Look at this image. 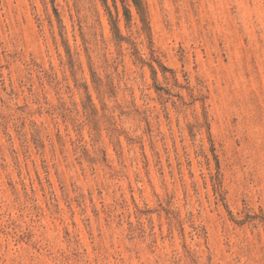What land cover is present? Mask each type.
<instances>
[{"label":"rangeland","instance_id":"obj_1","mask_svg":"<svg viewBox=\"0 0 264 264\" xmlns=\"http://www.w3.org/2000/svg\"><path fill=\"white\" fill-rule=\"evenodd\" d=\"M0 0V264H264V0Z\"/></svg>","mask_w":264,"mask_h":264},{"label":"trees","instance_id":"obj_2","mask_svg":"<svg viewBox=\"0 0 264 264\" xmlns=\"http://www.w3.org/2000/svg\"><path fill=\"white\" fill-rule=\"evenodd\" d=\"M133 2H134L135 4H137L138 1H137V0H133Z\"/></svg>","mask_w":264,"mask_h":264}]
</instances>
